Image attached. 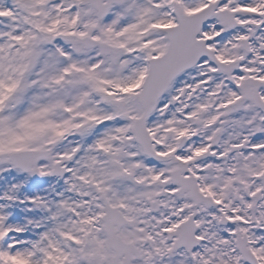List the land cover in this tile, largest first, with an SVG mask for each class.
Instances as JSON below:
<instances>
[{"label": "snow or ice", "instance_id": "6c2138e0", "mask_svg": "<svg viewBox=\"0 0 264 264\" xmlns=\"http://www.w3.org/2000/svg\"><path fill=\"white\" fill-rule=\"evenodd\" d=\"M0 264H264V0H0Z\"/></svg>", "mask_w": 264, "mask_h": 264}]
</instances>
